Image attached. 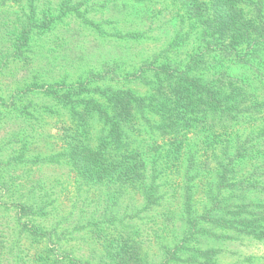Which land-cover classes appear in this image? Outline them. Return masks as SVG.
Listing matches in <instances>:
<instances>
[{
  "label": "trees",
  "instance_id": "16d2710c",
  "mask_svg": "<svg viewBox=\"0 0 264 264\" xmlns=\"http://www.w3.org/2000/svg\"><path fill=\"white\" fill-rule=\"evenodd\" d=\"M7 1L17 3L18 10L0 8V83L6 79L3 91L14 93L0 95V105L35 119L37 110H55L31 99L51 98L67 112L65 129L73 139L53 155L56 159H43L27 153L18 128L10 137L12 145L3 143L0 149V183L9 185L8 196H15L19 185L6 177L11 169L28 162L70 167L101 191L103 211L88 222L95 230L92 244L117 240L108 254H100L104 264H154L139 238L133 237V221L140 216L137 211L162 204L163 175L177 182L180 216L165 225L178 240L164 246L162 264H223L217 258L216 242L238 234L264 241V173L255 181L237 175L229 179L237 174V159L254 158L246 153L247 141L237 137L232 127L237 120L262 115L264 99L225 69L212 80L198 74L205 69L213 39L217 40L214 51L230 52L234 63L255 66L251 58L258 55V45H264V0H174L179 6L172 19L166 18V7L156 8L163 0ZM72 16L96 42L92 49L78 39H56L63 34L59 28L71 26ZM165 29L173 30L165 45L177 44L173 51L178 55L186 50L187 61L141 59L142 66L122 75L120 65L137 61L135 44ZM195 40L198 49L191 45ZM243 43L245 48L240 46ZM251 50L254 56L237 54ZM156 54L160 57L164 52ZM85 55L95 59L83 63ZM146 65H157L152 67V79L145 80L152 85L150 94L115 85L144 79L141 73ZM74 74L77 77L72 78ZM223 80L233 88L222 90ZM19 98H26L27 104L21 107ZM2 128L0 133L8 130ZM148 139V146H155L150 157L143 144ZM193 141L200 144L197 149L188 148ZM136 194L143 199L141 207ZM24 196V201L0 205V264H100L63 248L61 226L50 223L54 215L50 206L56 198L46 183H38ZM124 198H131L133 205ZM125 234L127 244H119ZM22 238L32 242L34 252ZM120 254L123 259L117 260Z\"/></svg>",
  "mask_w": 264,
  "mask_h": 264
},
{
  "label": "rangeland",
  "instance_id": "374dc122",
  "mask_svg": "<svg viewBox=\"0 0 264 264\" xmlns=\"http://www.w3.org/2000/svg\"><path fill=\"white\" fill-rule=\"evenodd\" d=\"M17 5L18 4L15 2L0 0V8L4 11L13 12L18 10ZM162 6L166 7L167 11L169 12L166 13V15H169L166 18L172 19L173 13H178L176 7L179 5L174 0H163L162 2L156 4L157 9L161 8ZM69 20H71V26L68 29L59 28V31L63 32V34L58 32L59 34H62V36L61 38H56L57 40L63 41L73 38L78 39L82 42V45H87L89 48L96 45V42L93 40V38L88 37L89 33L81 31L82 26L79 23L80 21L77 20L75 16H72V18H69ZM172 33L173 30L170 29H165L159 32L156 31L151 34L149 39H145L140 43H136L134 49H132L135 50L134 55H136L135 59L137 61L135 63L127 62L123 65H120L119 72L124 75L127 72L134 71L141 65L140 62L147 58L150 60H157L158 62L166 61L168 58H170L174 62L182 61L185 63L189 57V54L186 53L185 49L183 54L178 55L173 51L176 47H178L177 44L169 46L165 45ZM240 33L241 30H237L235 32L239 38H241ZM252 33L256 35L258 34L255 32ZM246 44L247 43H243L240 46L245 48ZM191 45H195V49H198L199 47L196 40ZM216 45L217 40L213 39L209 44L208 49L210 51L207 53L204 52L207 54V62L204 64L205 69L198 72V74H201L206 78L209 77L210 80H212L216 77V75H218L217 72L219 70L225 69L232 75L240 77L242 79L240 81L245 82L248 85V87L246 86L247 90L251 91L253 94L257 95L263 100L264 45H258V47L255 46L259 49L257 53L258 55L251 58V61H253L255 66H251L250 64L246 65L234 63L229 59L232 56V53H219L220 51H214ZM106 47L110 46L106 45ZM183 47L185 46L183 45ZM194 50H191L190 53ZM162 51L164 54L158 57L156 53ZM92 54L95 55L94 53ZM237 54L245 55V57H250V55L254 56L252 50ZM85 56L86 59L83 60V63H85L87 59H95V56ZM67 61L71 62V59L68 58ZM156 66L157 65H152L154 68ZM152 67H150V65L145 66L141 73V75L145 77L144 79L139 77L134 80H124V84H122L120 81L115 83V85L123 88L133 89L134 91L143 95L150 94L152 91V85L151 83L148 84V82H145V80L147 78L152 79L153 74L155 73ZM75 77H77V75L74 74L72 78ZM70 81L73 80L71 79ZM242 82H239V84H243ZM229 84V80H223L222 90L232 89L233 87H228ZM234 85H236V81H234ZM5 87L6 79H3L2 85L0 83V95L6 97L11 96L14 91L6 94ZM3 88L5 89V92L3 91ZM9 88L12 87L10 86ZM245 89L246 88L243 90ZM236 90H238V88ZM249 97L251 96H247L246 98L249 99ZM31 100L37 103H47L52 107V109L55 110V112L51 113L37 110L35 111V116L37 118L34 119V117H25V114L21 111L20 114L18 113L21 116L15 112L11 113L10 110H8V107L0 105V118H2L0 128L2 126L3 128H8V130L0 133V149L3 143L12 145V142H10V137L13 136V134L15 135V132H18L19 128L22 129V132L19 131L18 136L24 138V143H26L27 146L25 150H27L28 154H39L43 157V159H47L48 157H51L50 159H56L53 155L59 151H62L63 148L67 147L69 141L72 142L73 140L65 129L69 123L68 114L65 109L60 108V106L57 105L56 102H54V100L51 98L41 99L34 97ZM17 102L22 107L27 104L28 101L26 98H19ZM257 105L258 104L253 105V107ZM259 109L260 107L257 108L258 111ZM2 111H5L6 114L10 115V118L4 116ZM256 115L259 116L250 120L248 118L237 120V123H235L234 126L231 124V126H233L232 129L234 130V133L237 135V137L243 138L247 141V155H254V158L252 161H246L245 159L241 158L237 159V164L235 165L237 174L230 176V181L236 175L237 177H242L248 181H255L259 180L264 173V112L262 115H260V113H257ZM231 126H227V128H231ZM97 140H99V138ZM143 144L147 150V157H150L155 150V146H148L150 144V139L143 142ZM155 144L158 145L159 142ZM196 145L200 144H196V141H193L191 144H188V148L192 147L197 149L199 146ZM15 149L19 150L21 148L16 147ZM223 155H225V153ZM223 158H225V156H223ZM46 163L47 162H28L26 165L23 164L16 169H11L9 171L10 174L5 176L8 178H14L13 180L19 184L17 185L18 191L15 196H8L7 190L9 185L0 183V205L15 200L24 201V195L29 189L35 187L38 183H46L47 190H49L50 193H53L54 198H56V201H54L53 205L50 206L52 211H54V215L52 216L50 223H56L55 225L61 226L59 231L62 232L64 238L63 242L65 244L63 243V248L73 251V253L81 259H88L93 263L100 261V264H104L102 260L103 258L100 259V254H108L107 251L110 248V244H116L117 240L109 239L102 245H99L96 241L92 244L93 241L90 237L95 230L92 223L88 222L89 218L92 216L100 217V214L103 211L104 203L102 202L103 199L100 195L101 191L78 178L76 173L70 167L60 164L57 165L58 163ZM0 175H3V172H0ZM162 177V193L164 194V199L166 198L165 201L163 199L162 204L158 205L152 210L137 211V213H140V216L135 217V220L133 221V231L135 235L133 237L139 238V241L143 244V247L154 261V264H162L164 246H171L178 240L175 239V235L168 234V230L165 227L166 224H170L173 220L178 219L180 216L177 201L178 193L174 191L177 182L171 177H165L164 175ZM211 179L214 180V174L211 176ZM164 184H166L165 187ZM109 197L110 194L107 198L109 199ZM135 197L137 205L141 207L143 205V199L141 198V195L136 194ZM124 199L128 200L131 206L133 205L131 198ZM131 206L128 204L127 207L131 208ZM39 220L42 221L43 219ZM39 220L37 221L39 222ZM180 232V226H178V234ZM128 236V234H125V238L122 239V242L118 243L126 245L129 239L127 238ZM114 238L117 237L115 236ZM22 241L28 248L32 250V252H34V249L32 248L33 246H30L32 242L27 241L25 238H22ZM215 246L219 249L217 258L223 262V264H264V241L250 236L238 234L230 238L223 239L220 242H216ZM116 259L120 260L123 258L120 254L116 257ZM175 264L182 263L178 261Z\"/></svg>",
  "mask_w": 264,
  "mask_h": 264
}]
</instances>
